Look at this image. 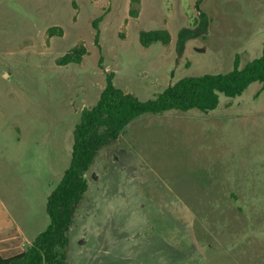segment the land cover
<instances>
[{
  "label": "rangeland",
  "instance_id": "obj_1",
  "mask_svg": "<svg viewBox=\"0 0 264 264\" xmlns=\"http://www.w3.org/2000/svg\"><path fill=\"white\" fill-rule=\"evenodd\" d=\"M152 30L171 42L143 47ZM76 48L81 62L60 65ZM263 51L264 0H0V200L27 239L47 229L110 74L146 102ZM86 177L66 264H264V86L136 118Z\"/></svg>",
  "mask_w": 264,
  "mask_h": 264
},
{
  "label": "trees",
  "instance_id": "obj_2",
  "mask_svg": "<svg viewBox=\"0 0 264 264\" xmlns=\"http://www.w3.org/2000/svg\"><path fill=\"white\" fill-rule=\"evenodd\" d=\"M132 14L137 15V10L134 9ZM54 31V28L50 29V35ZM170 42L168 30L140 33V43L146 48L155 43L168 45ZM84 54V48H76L60 60V65L80 63ZM255 82L264 86V51L261 57L243 68L237 58L234 68L227 73L185 77L146 102L116 87L114 76L110 74L97 104L82 112L75 127L70 166L48 197L50 223L47 229L26 251L9 257L0 252V264H66L68 232L89 188L86 176L101 152L115 145L136 118L170 111L208 113L218 107L221 95L240 96Z\"/></svg>",
  "mask_w": 264,
  "mask_h": 264
},
{
  "label": "crops",
  "instance_id": "obj_3",
  "mask_svg": "<svg viewBox=\"0 0 264 264\" xmlns=\"http://www.w3.org/2000/svg\"><path fill=\"white\" fill-rule=\"evenodd\" d=\"M34 240L35 238L30 240L25 237L23 229L0 200V252L9 257L25 251L24 247L31 246Z\"/></svg>",
  "mask_w": 264,
  "mask_h": 264
}]
</instances>
